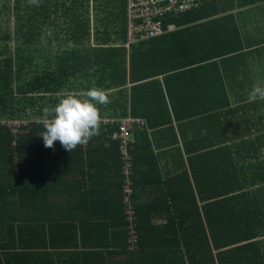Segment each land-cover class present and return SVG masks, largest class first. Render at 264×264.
Wrapping results in <instances>:
<instances>
[{
	"label": "trees",
	"instance_id": "obj_1",
	"mask_svg": "<svg viewBox=\"0 0 264 264\" xmlns=\"http://www.w3.org/2000/svg\"><path fill=\"white\" fill-rule=\"evenodd\" d=\"M7 1L1 6L6 31L0 27V264H264V157L259 145H207L198 153L197 176L193 167V185L188 171L163 181L148 175L155 160L145 129L136 126L137 118L147 129H159L199 115L172 109L179 94L165 83L157 89L168 101L160 113L164 119L138 112L145 101L141 94L158 84L156 77L170 79L188 66L150 63L149 58H168L163 46L176 44L183 27L197 24L208 34L225 10L264 0H202L196 9L163 19L164 26L174 24L172 33L129 49L124 47L122 16L126 0L125 9L121 5L111 18L113 34L107 28L102 33L106 37L91 36L89 18L71 10L87 0H68L69 12L58 15L61 31L54 48L51 36L47 46L42 44L45 34L36 33L35 12L30 13L27 0ZM235 32L239 39L237 28ZM93 86L105 90L111 101L98 105L102 119H133L127 145L131 202L137 186L156 183L148 202L133 205V248L127 247L124 229L119 140L111 136L117 122L101 123L99 135L71 153L58 141L45 148L39 135L43 108L58 103V94H83ZM8 119L22 122L15 139L1 124ZM156 216L165 222L153 224Z\"/></svg>",
	"mask_w": 264,
	"mask_h": 264
},
{
	"label": "crops",
	"instance_id": "obj_2",
	"mask_svg": "<svg viewBox=\"0 0 264 264\" xmlns=\"http://www.w3.org/2000/svg\"><path fill=\"white\" fill-rule=\"evenodd\" d=\"M61 1L41 0L39 7L29 6L30 13L35 12L36 33L45 34L51 31L52 48L57 47L55 35L61 31L58 15L69 12L68 0L65 4ZM121 5L125 9L124 0H87L82 6H74L71 10L74 15L89 18L91 36L97 33L100 37H106L102 33H105L107 28L113 34L115 28L112 27L111 18L116 16ZM225 11L220 14L216 26L210 28V33L203 34V27H198L197 24L183 27L185 32L176 44L171 42L163 46V54L167 51L170 53L168 58L163 61L160 57L147 60L150 63L188 66L170 79L161 80L160 76L156 77L158 84H150L145 95L141 94L140 98L145 101L138 104V112L155 114L159 116L156 120L164 119L160 113L168 105V101H165V93L160 95L157 89L163 88L165 83L170 90L176 91L177 88L176 92L179 94L178 98H173V105L170 103L172 109L177 113H199L194 117L176 119L182 123L172 120L170 125L159 129H147L143 120L137 118L136 126L145 129L152 158L155 160V170L148 174L152 178L164 181L178 173L184 176L188 171L193 185V167L197 176L201 172L199 164L202 160L198 153L202 147L206 149L207 145H245L250 142L259 145L260 158L264 157V101L248 100V94L254 84L264 86V4L259 2ZM26 16L28 17L27 14ZM31 19L34 18L30 17V23ZM235 28L238 29L239 39ZM174 30L173 24V27L163 34L172 33ZM150 39L140 40L129 46L131 48ZM90 43L95 44L92 37ZM117 43L118 41L116 45ZM125 44L124 47L127 48ZM236 45L240 47L238 51L223 53ZM214 53L219 55L211 57ZM232 157L235 158L234 154ZM192 162L195 163L192 165ZM152 182L153 180L150 184L135 188L133 205H143L152 198L153 192H157L156 183ZM43 203L40 201L41 205ZM164 222L165 219L161 216L152 220L153 224Z\"/></svg>",
	"mask_w": 264,
	"mask_h": 264
},
{
	"label": "built area",
	"instance_id": "obj_3",
	"mask_svg": "<svg viewBox=\"0 0 264 264\" xmlns=\"http://www.w3.org/2000/svg\"><path fill=\"white\" fill-rule=\"evenodd\" d=\"M202 5V0H126V33L127 48L134 42L146 40L160 36L173 27V24L168 22L163 24V19L169 16L182 14L188 10L196 9ZM117 122L118 130L112 133V138L119 140V154L122 160V203L123 215L127 235V247L133 248L137 242V236L134 233V209L131 202V161L127 154V145L130 142V130L133 119L128 115L119 118H103V124H112ZM2 125H5L9 132L14 135L18 133V127L22 122L16 119L2 120ZM14 144V143H13ZM15 163L19 160L15 157Z\"/></svg>",
	"mask_w": 264,
	"mask_h": 264
},
{
	"label": "clouds",
	"instance_id": "obj_4",
	"mask_svg": "<svg viewBox=\"0 0 264 264\" xmlns=\"http://www.w3.org/2000/svg\"><path fill=\"white\" fill-rule=\"evenodd\" d=\"M41 0H27L29 6L39 7ZM47 31L41 36V42L47 46ZM257 99L264 101V86L254 84L248 94L249 102ZM111 103L107 92L95 86L83 94L71 91L58 94V103L45 107L38 123L43 126L39 133L45 148H54L58 141L68 152L78 146L86 145L94 136L99 135L102 116L98 105Z\"/></svg>",
	"mask_w": 264,
	"mask_h": 264
},
{
	"label": "rangeland",
	"instance_id": "obj_5",
	"mask_svg": "<svg viewBox=\"0 0 264 264\" xmlns=\"http://www.w3.org/2000/svg\"><path fill=\"white\" fill-rule=\"evenodd\" d=\"M7 2H8L7 0H0V27L3 28L2 32L6 31V29H5L6 22L5 21H6L7 15L5 13H3V9L1 6L3 3H7Z\"/></svg>",
	"mask_w": 264,
	"mask_h": 264
}]
</instances>
